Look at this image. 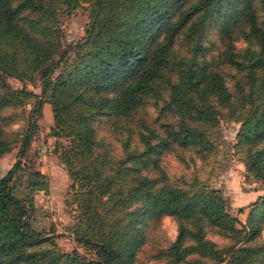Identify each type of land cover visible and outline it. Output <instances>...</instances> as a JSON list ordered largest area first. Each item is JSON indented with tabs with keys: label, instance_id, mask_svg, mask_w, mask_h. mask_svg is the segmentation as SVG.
<instances>
[{
	"label": "trees",
	"instance_id": "16d2710c",
	"mask_svg": "<svg viewBox=\"0 0 264 264\" xmlns=\"http://www.w3.org/2000/svg\"><path fill=\"white\" fill-rule=\"evenodd\" d=\"M81 4L88 21L72 46L75 55L70 60L65 49L53 60L62 47L58 14ZM259 5L263 19L253 0H0V155L18 144L14 162L0 174V264H134L148 218L162 215L177 223L173 240L154 254L162 264H264V242L249 243L264 222V195L242 223L219 188L167 184L162 170L142 172L159 168L161 156L176 148L212 152V129L225 108V116L239 122L234 146L245 169L264 183V0ZM214 18L226 46L221 58L240 73L233 88L200 41ZM183 31L189 47L179 52L175 42ZM238 37L248 45L235 49ZM37 74L39 92L24 85ZM7 76L23 86L12 88ZM29 98L34 116L45 101L51 104L54 135L68 138L61 159L71 178L67 201L76 210L73 239L94 258L61 249L53 234L30 220L34 192L49 186L27 156L36 119L14 133L9 116L1 114ZM150 101L168 118L159 129L133 115ZM101 115L115 129L138 135L133 146L124 142L119 160L96 136L94 121ZM21 176L25 186L18 195ZM209 228L230 241L217 244Z\"/></svg>",
	"mask_w": 264,
	"mask_h": 264
},
{
	"label": "rangeland",
	"instance_id": "374dc122",
	"mask_svg": "<svg viewBox=\"0 0 264 264\" xmlns=\"http://www.w3.org/2000/svg\"><path fill=\"white\" fill-rule=\"evenodd\" d=\"M253 4L259 18L263 19L259 0H253ZM87 21L88 8L83 4L78 5L71 12L58 14L62 47L55 54L53 60L57 59L65 49H68V57L72 60L75 55L72 46L84 36ZM219 27V23L214 18L205 25L200 41L206 47L205 55L214 62L216 69L225 75L227 84L233 88L240 73L228 66L221 58L226 46L220 35ZM185 34L186 31H183L176 39L175 49L179 52H185L189 47L184 39ZM232 43L236 47L235 49L248 45V42L242 37L233 38ZM5 80L9 86L15 89L23 86V82L14 77L7 76ZM24 85L39 92L41 86L39 75H36L34 82L27 81ZM34 102L33 98H29L22 105L7 106L1 111L2 115L9 116L8 129L14 133L15 131L23 132L28 121L36 119L37 127L27 156L36 168L48 176L49 186L47 191L37 190L34 192L32 196L34 207L30 209V220L37 229L53 234L61 249L66 251L75 249L86 258H94L96 256L94 251L78 245L73 239L76 210L67 201V189L71 178L61 159V152L68 147V138L66 139L65 135H54L56 127L54 126L51 104L45 101L39 115L34 116L31 111ZM221 111L212 129V140L215 144L212 152L202 154L197 151L196 147L176 148L161 156L159 168L150 165L142 172L154 176L162 170L166 173L165 183L167 184L186 187L190 182L197 181L210 187H217L228 201V211L237 215L240 221L245 223L253 201L258 196L264 195V183L254 178L252 173L245 169L242 161L243 154L234 146L239 122L227 118L225 108H221ZM133 115L136 119L143 118L150 126H158L157 124L161 120L168 119L167 116L159 115L156 105L151 101L138 107ZM112 122L111 119L107 120L105 115H101L95 119L94 126L97 138L101 139V147L103 145L108 149L113 160H119L125 155L124 142L129 140L130 145L133 146L137 142L138 135L136 132L127 131L125 127L115 129ZM128 124L131 126L132 121L129 120ZM132 128L136 131L135 124ZM17 147L18 144H14L9 151L0 155V174H4L14 162ZM25 179L26 176H21L19 179L18 195H23ZM239 207L243 208L241 212L238 210ZM144 230L145 239L134 264H162L163 260L156 258L154 254L175 237L176 220L170 215H162L158 219L148 218ZM207 236L219 245H225L230 241L228 237L218 234L211 228L208 229ZM261 242H264V222L259 235L249 243ZM217 264H226V260Z\"/></svg>",
	"mask_w": 264,
	"mask_h": 264
}]
</instances>
